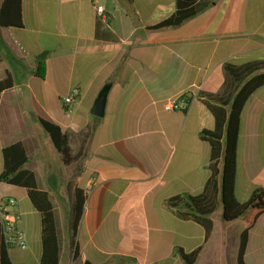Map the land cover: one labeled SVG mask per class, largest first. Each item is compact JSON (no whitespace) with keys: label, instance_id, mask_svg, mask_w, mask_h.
Segmentation results:
<instances>
[{"label":"crops","instance_id":"1","mask_svg":"<svg viewBox=\"0 0 264 264\" xmlns=\"http://www.w3.org/2000/svg\"><path fill=\"white\" fill-rule=\"evenodd\" d=\"M4 0H0V9ZM177 0H22L23 27H0V177L3 150L21 142L25 170L54 205L59 264H186L179 250L199 251L195 264H237L243 223L213 214L210 236L169 201L196 197L210 178L211 148L201 138L215 120L207 102L228 97L226 65L264 62V0H210L175 28L155 29ZM96 7H103L105 18ZM44 58L46 73L37 74ZM109 86L105 116L92 114ZM78 92L72 107L65 98ZM194 95L186 111L165 104ZM69 134L73 164L64 165L41 123ZM91 128L84 142L82 134ZM96 184L87 191L91 179ZM75 188L87 201L72 244ZM264 189V87L246 104L235 196L246 203ZM57 201H54V198ZM69 197V200H68ZM13 199L27 248H10L14 264H40L41 215L24 187L0 182V204ZM76 248L78 255L76 256ZM247 264H264V214L249 233Z\"/></svg>","mask_w":264,"mask_h":264},{"label":"trees","instance_id":"2","mask_svg":"<svg viewBox=\"0 0 264 264\" xmlns=\"http://www.w3.org/2000/svg\"><path fill=\"white\" fill-rule=\"evenodd\" d=\"M210 0H177L176 12L155 29L179 27L188 20L204 11ZM0 27H23L22 0H4L0 9ZM46 66L44 58L38 62L37 74L44 77ZM226 74L232 84L230 96L207 102V107L215 120L212 130L203 131L201 138L208 142L211 148L210 178L203 193L196 197H175L169 204L178 209L183 218H192L202 225L208 236L211 235L214 223L213 214L223 207V220L231 223L241 220L243 231L240 235V245L237 264H247L245 260L249 233L258 219L264 214V189L255 190L246 203H240L235 196V179L237 172L238 145L243 114L251 96L264 87V62H250L241 66L226 65ZM13 85L11 76L0 82V95ZM52 143L60 154L64 165L69 166L79 160L82 150L74 156L69 143V134L59 126L41 119ZM91 128L82 134L84 142L90 137ZM4 171L0 182L24 187L29 198L41 215L42 224V257L40 264L60 263V241L58 237L57 220L54 205L47 192L38 187L34 172L24 169L28 163V155L21 142L6 147L3 152ZM87 196L81 188H75L71 210L72 244L81 220ZM10 248L4 239L0 222V264H14L10 256ZM78 255V248L75 250ZM186 264H195L199 251L186 254L179 250ZM86 264H91L86 262Z\"/></svg>","mask_w":264,"mask_h":264},{"label":"built area","instance_id":"3","mask_svg":"<svg viewBox=\"0 0 264 264\" xmlns=\"http://www.w3.org/2000/svg\"><path fill=\"white\" fill-rule=\"evenodd\" d=\"M96 12L99 17L105 18L104 8L96 7ZM78 92H73L65 98L64 104L67 107H72L77 99ZM195 96L185 95L181 98L168 101L164 109L167 112L186 111ZM96 184V179H91L87 186V191H91ZM17 202L13 199L0 204V222L3 230V235L6 244L9 247H18L25 250L28 246L25 235L19 229L21 214L16 210Z\"/></svg>","mask_w":264,"mask_h":264},{"label":"water","instance_id":"4","mask_svg":"<svg viewBox=\"0 0 264 264\" xmlns=\"http://www.w3.org/2000/svg\"><path fill=\"white\" fill-rule=\"evenodd\" d=\"M109 90V86L105 87L94 104L92 114L97 118H103L105 116Z\"/></svg>","mask_w":264,"mask_h":264},{"label":"rangeland","instance_id":"5","mask_svg":"<svg viewBox=\"0 0 264 264\" xmlns=\"http://www.w3.org/2000/svg\"><path fill=\"white\" fill-rule=\"evenodd\" d=\"M56 199H57V198L55 197V198H54V201H57ZM68 200H69V197H68Z\"/></svg>","mask_w":264,"mask_h":264}]
</instances>
